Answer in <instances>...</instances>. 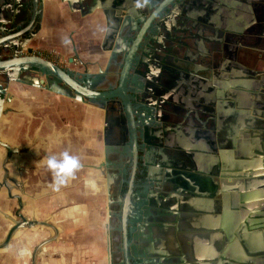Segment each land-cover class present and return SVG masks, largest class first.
<instances>
[{
    "label": "flooded vegetation",
    "instance_id": "1",
    "mask_svg": "<svg viewBox=\"0 0 264 264\" xmlns=\"http://www.w3.org/2000/svg\"><path fill=\"white\" fill-rule=\"evenodd\" d=\"M162 1L124 0V7L120 8L122 14L113 13L112 34L106 45L113 44L115 52L105 72L94 73L86 65L83 70L65 66L59 63L61 54L58 51L48 53V50L31 45V41L38 37L45 1L38 3L31 23L32 31L25 29L22 39L33 48L34 54L72 69L82 84L97 91L109 92L119 87L122 65L135 38ZM91 6L87 5L86 9ZM0 10L4 12L9 27V31L4 33L7 34L27 26L33 15L34 3L33 0H0ZM10 19H14V25ZM18 52V49H5L0 59L10 58ZM72 57V60L68 59L71 63L75 59H78L77 64L80 63L79 58ZM137 75L152 101L149 109V156L157 165V186L144 193L138 214L132 236L133 253L137 255L134 256L135 264L204 263L197 260L192 248L200 247L204 236L199 231L200 234L186 232L189 231L188 226L199 221L198 213L202 210L206 195L204 188L201 195L197 194L189 182L193 166L192 144L198 146L199 143L198 148L202 146L207 154L218 156L224 167L223 173L216 175L219 192L215 208L221 212L216 222L220 250L216 256L221 260L220 264H264V250H257L259 244L255 248L254 239L248 240L255 232V229H251L254 216L249 217L248 214L254 208V200L258 198L264 202V0H179L172 4L152 21L145 53L138 56ZM0 79L7 81L6 76ZM12 81L15 80L9 83ZM36 87L50 92L57 100L61 99L57 97L59 95L81 101L76 91L67 85L61 90ZM85 101L100 120L98 147L92 141L91 132L82 140L73 128L68 127L63 135L58 131L56 120L45 111L28 109L29 114H22L27 118L26 129L29 128L31 132L29 138L34 139L35 132L45 126L49 127L50 132L40 134H56L58 137L55 141L69 139L68 146L81 164L76 171L78 180L84 181V177L94 182V186L90 185V193L99 200V224L105 236V248L113 252L115 264H126L123 211L134 162L128 107L122 94L86 98ZM12 114L16 113L10 112L8 115ZM10 123L7 116L0 118L1 182L5 172L2 156L7 152V147L1 141L10 146L28 143L27 134L25 142L20 144L9 137ZM33 123L35 129L30 128ZM50 141L39 153L34 152L32 147L30 153L21 154L27 156V169L23 171L26 185L31 190L37 184L41 188L45 185L49 190L47 194L52 191L53 175L46 164L39 166V162L44 159L46 163L49 156L59 157L64 153L62 150H52ZM240 147L243 148L244 157ZM7 166L8 182L15 183L13 173L17 172V168L11 161ZM258 167L260 173L256 172ZM83 173L87 176H83ZM239 175H244V178ZM62 190L63 186L57 192ZM36 193L33 196L36 197ZM175 195L180 197L181 214L174 206ZM8 198L17 201L14 197ZM193 198H199L194 199L198 203H194L197 211L192 207ZM3 199L7 201L5 197ZM29 202L33 206L32 197ZM261 209L264 211V204ZM1 210L0 217L3 215V219L7 216L12 220L10 213ZM29 210L36 215L34 207ZM101 210L104 212L102 219ZM12 213L16 214V208ZM262 219L264 222V217ZM241 222L244 223L240 228ZM13 224L9 225L6 234ZM177 225L181 226V232H176ZM4 227L5 224L0 221V233ZM226 229L228 231L223 235ZM262 229L264 231V226ZM242 234L246 238H242ZM176 237L180 242L177 246ZM8 247L9 243L0 248ZM144 256L148 262H145ZM224 259L227 262L223 263Z\"/></svg>",
    "mask_w": 264,
    "mask_h": 264
},
{
    "label": "water",
    "instance_id": "2",
    "mask_svg": "<svg viewBox=\"0 0 264 264\" xmlns=\"http://www.w3.org/2000/svg\"><path fill=\"white\" fill-rule=\"evenodd\" d=\"M44 1L45 0H33L34 11L32 18L27 26L19 31L8 32L7 34H4V32L9 31V27H7L6 25L4 12L0 10V57L3 55L2 53L5 49L10 51L18 49L19 51L18 54L10 58L0 59V77H7V81L0 79V118L6 117L10 112H14L17 114H29L28 109H26L25 107L17 108L11 106V103L15 98L13 93L8 90L10 84L9 82L11 80H15L24 84L43 86L48 89L54 88L56 90H61L63 89L64 85H67L71 90L76 91L80 100L83 101H85L86 98L92 97L117 96L118 94L123 95L130 115L134 143L133 169L123 211V238L126 264H135L134 256L137 257V255L136 253L135 255L133 253L132 236L137 222L138 214L140 211L144 193H146L150 189L156 188L157 186V165L149 156V109L152 105V101L137 75L138 56L139 54L145 53L153 19L161 16L172 4L178 2L179 0H163L161 4L149 16V18L140 29L137 37L135 38L125 63L122 65L119 87L109 92H102L89 88L85 84H82L80 81H78L77 77L74 76L72 69L61 66L52 59L44 58L40 55L34 54L33 48L31 46H27L28 42L25 41V39H22V33L25 29L27 30L28 28L32 31L31 23L35 18V14L38 9V3H43ZM78 1L81 2L83 0ZM123 7L124 0H103L102 9L106 16L108 26L103 44V47L105 49H107L111 45L110 43L109 45H106L109 37H111L112 34L111 17L114 12H117L118 15H121L122 11H120V8ZM13 20L10 19V22L14 25ZM72 59L73 57L70 58V60ZM33 78L36 80L34 81ZM60 83H63L64 85L62 86ZM62 92H64V90H62ZM68 95L73 96L69 93ZM35 133L36 134L34 139L29 138V136L27 135L28 143L25 145L10 146L6 142L1 141V143L7 147V152L5 156H2V166L5 172L3 174L2 182L0 181V186L7 189L9 196L17 198L19 208L16 211V214L21 217L22 221H17L13 216H11L14 224L8 230L6 237L0 242V247L8 245L12 236H14L15 232L22 226L27 225L36 228L39 224L37 220L28 219L25 215L22 214L21 210L24 208L25 203L23 202L22 197L19 194H14V192H12V186L8 182L9 174L7 166V163L11 161L13 162V164H15L16 168L21 169V166L14 158L16 155H21L22 153L26 152L30 153L31 148L37 145H40V150H43L48 145V142L50 140L57 139L58 137L56 134L52 133L47 135H42L38 131H36ZM225 142L228 141L226 140ZM199 145H201V143H199ZM198 146L192 144L193 153L191 152V156L193 160V166L191 168L189 182L192 187H195V191L196 193L198 192L197 194L199 195H201V191L204 186H206L207 196H210V194L218 195L219 190L217 186L218 184L216 182V175L223 173L224 167L222 166L220 158L218 156L214 157V155L211 153L207 154L202 146L199 148ZM240 150H242L241 155L244 157L245 153L243 152V148L240 147ZM258 165L260 166L259 163ZM214 166H217L216 169H214ZM256 172H261L259 167L256 169ZM14 180L15 183H19L18 180ZM257 180L259 181V177H257ZM169 195L170 193L168 194L167 198L169 197ZM250 195L251 197H253L252 194ZM194 199L195 198H193V201ZM196 199L199 200V198ZM245 199L246 198H244V200ZM180 203L181 202L179 195H175L174 206L178 209V213L181 210L182 206ZM194 203L196 205L198 203L194 201L192 204L193 209H196ZM263 204L264 202L262 203L257 198L253 203L254 208L251 209L249 212L250 214H248L249 217L251 215L254 216V218L251 219V223H253L251 229H255V234H259V230L264 226L263 219L260 217L262 214H264V211L261 209ZM245 207L246 206H243V208ZM195 211H197V209ZM243 223L244 222H241V224H239L240 228L241 226H243ZM222 228L224 229V226ZM207 229L208 230L205 233V239L208 246H206V248H203L202 246H193V251L199 262H201L202 260L204 261L203 264H220L221 260L218 259V256H216L220 251L218 247V225H212ZM55 230L58 233V228H55ZM227 231L228 229L225 230V233H223V235H226ZM57 233L45 239L39 244L37 248H35V250L32 252V264H38L37 257L42 252L41 247L44 244H47L50 240L54 239L57 236ZM251 236H253V234ZM251 236L248 238V240H252ZM256 236L258 235H255L253 237ZM244 237L246 238V236L242 234V238ZM176 242H178L177 237ZM257 250L259 249L257 248ZM109 253H111L110 264H115L114 259L112 258L113 252L110 250V248ZM222 255L224 256L225 252H223ZM144 259L145 262H148L147 257L144 256ZM222 261L223 263L227 262L226 259Z\"/></svg>",
    "mask_w": 264,
    "mask_h": 264
},
{
    "label": "crops",
    "instance_id": "3",
    "mask_svg": "<svg viewBox=\"0 0 264 264\" xmlns=\"http://www.w3.org/2000/svg\"><path fill=\"white\" fill-rule=\"evenodd\" d=\"M44 3L38 37L31 41V45L34 48L48 51L56 50L63 59H69L72 56L79 58L80 63L68 64L78 70H83L86 65V68H90L94 73L105 72L115 47L113 44L107 49L103 47L108 28L107 19L102 9L103 0H83L81 2L78 0H45ZM87 5L89 7L92 5V8L86 9ZM8 90L15 97L11 106L49 113L56 120L58 131H61L63 135L68 127L73 128L76 135L82 140L91 132L92 141L98 147L100 120L97 113L93 114L88 108V102L83 100L77 102L68 98L57 100L50 92L18 81H12ZM7 117L11 120L7 134L16 144L24 143L27 134L26 115L16 113L7 115ZM46 128L47 130L43 134L50 132L49 127ZM49 144L52 150H62L74 156L73 149L68 146L70 142L67 138L50 141ZM38 149L39 145L35 146L34 152H38ZM219 149L222 153L221 148ZM17 159L27 162L25 154L24 157L21 156L20 159L19 157ZM77 176L76 172L75 177L77 178ZM239 177L244 178V175H239ZM83 179L84 181L77 179L74 182L73 178L69 186H63V192L54 191L56 196L53 195L52 199L55 200V203L62 201L60 199L61 192L64 197L63 202H69L72 199L67 207H63L68 208L67 212L64 211V215H66L64 219L70 223L68 226L71 227L68 228L69 231H65L63 226L68 248H43L38 256V264H110L109 248H105V236L99 224V200L90 193L91 186L86 183L88 180H85L84 177ZM260 182L262 183L263 179ZM260 182L255 186L257 187ZM206 191V186H204V192L206 193ZM47 197L48 195L45 197L43 195L41 199L36 197L37 199L33 200V205H39L43 213L45 205H47V210L49 209L50 201L46 200ZM216 199V195H205L202 201V210L200 213L197 212L199 221L193 222L190 226L187 225L189 231L186 230V232L194 234L199 231L200 235L204 236L200 242L203 248L208 246L205 239L207 228L215 225L221 215V212L215 208ZM179 213L181 214L182 210ZM176 232H181L180 225L176 226ZM252 234L253 236L258 235L257 237L251 236L254 239L255 248L260 246L259 251L264 250L263 229L259 230V234H255V232ZM258 241L259 243H257ZM179 244L180 242H176V246ZM32 252V248H2L0 249V264H32Z\"/></svg>",
    "mask_w": 264,
    "mask_h": 264
},
{
    "label": "rangeland",
    "instance_id": "4",
    "mask_svg": "<svg viewBox=\"0 0 264 264\" xmlns=\"http://www.w3.org/2000/svg\"><path fill=\"white\" fill-rule=\"evenodd\" d=\"M49 53V51H48ZM52 55V54H51ZM58 98H62L61 96L57 95ZM35 123V122H34ZM30 124V128L32 129L34 127L35 129V124ZM25 129V126L23 128V130ZM42 130H39L38 132H44L47 130V128L44 126L41 128ZM22 131V130H21ZM24 132V131H23ZM30 130L29 128H27V135L29 136ZM55 141V140H54ZM39 151L37 153L40 152V145H39ZM24 157V155H21ZM19 157L20 159V155H16L14 158L17 160V162L19 163V165L21 166L22 171H20L17 168V172L13 175L16 177V179L18 180L19 183H14L13 181H11V186H12V192H14V194H19L22 197L24 204V208L21 210L22 214L25 215L28 219H35L39 222L38 227L39 228H34V227H30V226H22L20 228V231L17 235L12 236L10 242H9V246L10 248H32V251L35 250V248H37L39 246V244L41 242H43L45 239L51 237L53 234H56L57 231L55 230V228H58V233L57 236L50 240L46 246L47 248H68L67 247V240H65V233L63 232V226H64V230L65 231H69L68 228H71L70 226H68V224H70L66 219H64V217L66 215H64V211L67 212L68 208H63V207H67L69 203L72 202V199L69 202H63L64 197H63V191L60 193V199L62 201H58L55 203V200L52 199V196L56 194H54V191L52 190L50 193L47 194V192L49 191L47 188H45L46 186L43 185L41 188L40 184H37L34 186V189H30L28 188V186L26 185L27 183V179L25 178V176L23 174H25L23 171L25 169H27V167L25 168V161H21L18 160L17 158ZM45 160H41L39 162V166H44ZM85 174L83 173V176ZM87 176V175H85ZM78 179L75 177L74 178V182ZM79 181V180H78ZM71 183V179L69 180V182L66 184V186H69ZM82 183V182H80ZM32 191V193H31ZM36 193V197H38V199H41V197L44 195V197L46 195H48L47 197V201H50V205L48 206V210H47V205H45L44 209L45 212H41L42 208H40L39 205H33L31 206L30 202H28V200L30 199V197H32V201L35 200V196H33V194ZM9 194L8 191L5 187H0V211H2L1 209L5 210L6 213H10L14 219H16L17 221H22L21 217L18 216L17 214L12 213V210H14L16 208V211L19 208V204H18V200L14 201V200H9L8 198ZM3 197H5L7 199V201H4ZM37 199V198H36ZM37 201V200H36ZM30 207L33 208L35 210L36 215H33L30 212ZM60 208V209H59ZM62 208V209H61ZM27 209V210H26ZM59 209V210H58ZM29 210V211H28ZM3 212V211H2ZM103 211L101 210V219L103 217ZM3 215L1 218V223L5 224V227L2 229V232L0 233V242L6 237V231L9 228V225L14 222L13 220L7 219L8 217L5 216V219H3ZM43 222V223H42ZM42 223V224H40ZM41 227V228H40ZM6 229V230H4ZM62 229V232H61ZM63 234V236H61ZM105 245V244H104ZM58 246V247H57ZM9 248V247H8ZM43 249V248H42ZM39 256V255H38ZM38 260V257H37ZM38 262V261H37Z\"/></svg>",
    "mask_w": 264,
    "mask_h": 264
},
{
    "label": "clouds",
    "instance_id": "5",
    "mask_svg": "<svg viewBox=\"0 0 264 264\" xmlns=\"http://www.w3.org/2000/svg\"><path fill=\"white\" fill-rule=\"evenodd\" d=\"M46 167L53 175V183L50 185L53 191H59L70 179L75 178V173L81 167L80 160L68 152L62 153L59 157L52 155L46 160ZM94 186L93 181L86 182Z\"/></svg>",
    "mask_w": 264,
    "mask_h": 264
},
{
    "label": "built area",
    "instance_id": "6",
    "mask_svg": "<svg viewBox=\"0 0 264 264\" xmlns=\"http://www.w3.org/2000/svg\"><path fill=\"white\" fill-rule=\"evenodd\" d=\"M59 59H60V60H59V63L65 65V66H70V65H68V64H77V62H78V59H75V60H74V63H71V62L68 60V58H65V59H63V58H59Z\"/></svg>",
    "mask_w": 264,
    "mask_h": 264
},
{
    "label": "bare ground",
    "instance_id": "7",
    "mask_svg": "<svg viewBox=\"0 0 264 264\" xmlns=\"http://www.w3.org/2000/svg\"><path fill=\"white\" fill-rule=\"evenodd\" d=\"M45 245H46V244H44L43 246H45ZM43 246H42V247H43ZM42 247H41V248H42Z\"/></svg>",
    "mask_w": 264,
    "mask_h": 264
}]
</instances>
